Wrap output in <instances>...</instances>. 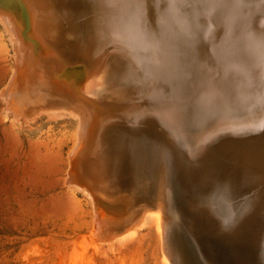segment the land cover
I'll return each mask as SVG.
<instances>
[{
	"label": "bare ground",
	"instance_id": "obj_1",
	"mask_svg": "<svg viewBox=\"0 0 264 264\" xmlns=\"http://www.w3.org/2000/svg\"><path fill=\"white\" fill-rule=\"evenodd\" d=\"M63 2L66 3V11L63 10L68 13L69 23L71 22L72 30L75 31L72 35L73 40L84 49L83 51L90 49V53L95 57L91 63L95 62L96 67H102L119 54L123 58V69L117 80L123 83L141 81L149 88H156L161 96L157 99L156 107L151 109L153 120L150 123L153 126L146 128L142 124L137 125L135 123L137 121L133 123L137 125L134 128H129V124L126 126L127 129L123 124L118 125L109 134L111 146L114 148L110 146L108 153L95 159L91 170L88 159L83 161L86 157L84 155L86 151L83 150L87 142L83 131L80 130V138L73 151L74 163L76 162L74 168L79 165L80 172L76 170L77 173L72 174L70 182H79L83 188L87 184L92 189V183L97 184L106 173L116 176L117 179H121V176L129 179L136 171L140 173L139 175L145 173L152 175L151 179H154V183L151 182L152 185L154 184L153 190L148 193L150 198L145 197L143 208L133 212L132 215L117 218L109 207L96 202L93 235L97 246L101 244V240L110 242L118 236H120L119 240L131 237L147 223L149 215H155L158 230L166 237L169 223L181 212L202 264H264V247H261L263 244L257 246L260 231L264 229V111L255 119L219 124L199 140L204 144L207 141V144L200 151H196L197 148H192V145L187 148L185 142L187 137L178 119L169 110L172 102L170 97L173 95L168 91V88L177 81L184 62L182 44L176 29L181 30V27L185 29V24L178 27L182 17L189 15L191 24L194 25L195 19L201 22L202 32L196 36L198 42H195L192 60L197 65V72L203 75L207 94L212 96L224 87L228 91L235 92L239 102H245L250 101L248 99L250 95L255 97L263 92L264 0H64ZM26 3L29 5L25 4L28 7L27 13L25 7H18V3L10 7L5 1L0 0V22L15 42L16 58L12 85L20 86V80L25 81L27 85L38 82L35 89L39 88L41 91H33L32 95L26 92V98L20 95L13 99L11 95L3 92L1 96L9 99L8 111L17 121L34 123L43 116L55 117L73 113L71 115L78 117L81 124L87 115L85 114L87 106L76 102L67 93L59 94L61 92L51 91L50 85L49 88L41 86V63L44 61L40 55L43 53L40 54L34 37L42 40L46 50H49V47L41 31L42 27L40 28L38 8L33 2ZM179 10L180 12L177 13L176 11ZM90 12L95 15L92 19L88 17V20L87 14L89 15ZM154 22L157 28H154ZM66 45L68 46L67 43ZM63 48L65 50V47ZM50 51L51 54L46 55L48 57L46 60L51 63V67L57 68V61L50 58L55 53ZM96 74L99 76L100 73ZM96 82L98 81L91 82V90L95 88ZM22 92L24 91L18 90L15 92L16 96ZM260 103L258 104L261 105ZM93 128L88 134L89 139L85 136L92 145L100 137L101 129ZM223 132L234 133L239 138L216 141L217 138L219 139L217 134ZM245 140L250 144L246 149L243 148L246 144L242 143ZM208 151L211 155H207ZM90 154L93 159L94 155ZM84 168L92 175L93 182L89 180V174ZM79 183L75 185L78 187ZM173 184L177 185L176 189L171 188ZM171 189L176 193L178 215L172 211L170 204ZM220 194L229 199L231 206L237 209L232 215L234 219L232 218L231 225L235 228L232 234L227 232L216 235L211 227L212 217L205 220L200 213L202 208L191 202L193 199L198 203L202 197L203 199L208 197L211 202ZM208 213L210 212L208 211L206 215Z\"/></svg>",
	"mask_w": 264,
	"mask_h": 264
},
{
	"label": "rangeland",
	"instance_id": "obj_2",
	"mask_svg": "<svg viewBox=\"0 0 264 264\" xmlns=\"http://www.w3.org/2000/svg\"><path fill=\"white\" fill-rule=\"evenodd\" d=\"M3 1L10 7L19 4L18 7L23 6L25 7L24 10L29 6L26 2H33L38 8L40 28L42 27L41 31L49 47V50H46L42 45V40L34 37L40 54L45 55H40L44 61L41 63L42 70L40 73L42 88H49L50 85L51 91L61 92L59 94L67 93L76 102L78 101L90 109L86 110L88 113L85 111L87 115L81 124L78 117L71 115L73 113L69 115L60 114L55 117L43 116L34 123L14 119L7 108L10 104H8L9 99L5 96L2 97L1 94L6 93L16 99L20 95L26 98V92L32 95L33 91L39 92L41 90L35 89L38 82L27 85L25 81L20 80V86L14 87L12 85L16 58L15 42L0 22V264H168V262L170 264H200L186 240L181 236L182 232L185 231L190 237V232L185 220L181 217L180 211V215L169 223L166 237L158 230L155 215H149L147 223L129 238H122L121 236L122 239L119 240L120 236H118L110 242L109 240H101L99 246L94 242L96 202H101L104 206L109 207L117 218L132 215L133 212L143 208L145 197L150 198L148 193L153 190L154 179H151L153 178L152 175L147 173L139 175L140 173L136 171L129 179L122 176L121 179H117L116 176L106 173L97 184L92 183V189L87 184L84 189L79 182H70L72 174L76 170L80 172L79 165L74 168L76 162L74 163L73 159V151L80 138V130L88 138L93 126L96 125L93 128L95 130L98 127L101 128L100 137L102 136L103 140L99 137L96 142H93V145L84 136L87 143L83 151H86L84 155L88 158L83 156L85 157L83 161L88 159L89 170H91V166L94 167L95 159L108 153L111 146L109 134L118 125L123 124L126 129L128 127L134 128L139 124L146 128L153 126L150 123L153 120L150 113L152 107H156L160 94L156 88H149L148 85H143L141 81L137 83L119 82L117 79L123 69V58L119 54L106 63V67L110 65L108 68L104 65L100 66L101 68L96 67L95 62L91 63L95 57L90 53V49L83 51L84 49L75 44L73 40L72 35L75 31L72 30L73 26H71V22L69 23L68 13L65 12L66 3L63 2L64 0ZM176 12L179 13L180 10ZM28 14H31L30 11ZM94 15L95 13L90 12L89 15L87 14V19L88 17L92 19ZM188 16L182 17L178 27L180 28L185 24V29L184 27L183 29L181 27V30L176 29L179 34L178 39L182 44L184 62H182L177 81L168 88V91L172 92L173 95L170 97L172 102H170L169 110L178 119L181 129L187 137L185 141L187 148L192 145V148H197L196 151H200L207 144V141L204 144L199 140H202L204 135L211 129L218 127L219 124H233L261 116L264 111V91L255 97L250 95L251 97L248 98L250 101L245 102H239L237 94L224 87L216 94L208 95L203 75L197 72V65L192 60L195 42H198L196 36L202 32L201 22L195 19L193 25ZM154 23V28H157L156 22ZM64 40L68 41L65 42ZM67 48L69 49L67 50ZM50 50L55 53L50 58L57 61V68L51 67V63L46 60L48 59L46 55L51 52ZM92 71L94 72L92 73ZM97 72L100 73L99 76L101 77L96 74ZM102 73L104 74L102 75ZM104 75L106 76L103 77ZM94 80L98 82H96L95 88L91 90V82ZM104 80H106V84ZM18 90L24 92L16 96L15 92ZM206 96L210 97L207 98ZM136 101L138 102L136 103ZM257 102H261V105ZM89 113L91 114L89 115ZM117 119H119L118 122H116ZM121 119L124 123L120 121ZM134 122L137 125H134ZM127 125L128 127H126ZM217 135L219 139L217 138L216 141L239 138L231 132H223ZM242 143L246 144L243 147L245 149L250 145L246 140ZM111 148L114 147L111 146ZM95 150L97 151L95 152ZM209 151L207 155H211ZM89 154L94 155L93 159ZM84 170L86 169L84 168ZM86 172L89 174L87 170ZM91 176V174L88 175L89 180L93 182ZM78 183L77 187L75 184ZM150 183L151 185H149ZM171 188L176 189L177 185L174 186L173 184ZM174 189H171L170 204L172 211L178 215ZM145 194L147 195L145 196ZM204 199L202 197L201 201L198 202L199 204L193 199L191 202L193 205L202 208L200 213L205 220L212 217L213 232L216 235L235 232L231 220L237 209L231 206V201L221 194L217 195L211 202L208 197ZM191 211L197 214L192 209ZM208 211L210 213L206 215ZM262 239H264V229L260 231L257 246L263 244L261 247H264V240ZM107 242L113 243V245ZM108 244L109 246H107ZM181 259L184 263L181 262Z\"/></svg>",
	"mask_w": 264,
	"mask_h": 264
},
{
	"label": "water",
	"instance_id": "obj_3",
	"mask_svg": "<svg viewBox=\"0 0 264 264\" xmlns=\"http://www.w3.org/2000/svg\"><path fill=\"white\" fill-rule=\"evenodd\" d=\"M181 236L186 240V242L188 243L189 247L192 249L193 253L195 254V257L197 258L198 262L200 264H202L200 256L198 254L197 249L195 248V245L192 244V240L190 239V237L186 234L185 231L182 232ZM181 262L184 263L183 259H181Z\"/></svg>",
	"mask_w": 264,
	"mask_h": 264
}]
</instances>
